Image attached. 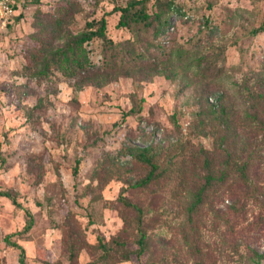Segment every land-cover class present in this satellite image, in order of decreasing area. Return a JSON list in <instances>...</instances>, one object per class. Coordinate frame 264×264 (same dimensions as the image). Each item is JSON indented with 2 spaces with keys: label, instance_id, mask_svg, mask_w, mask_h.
Here are the masks:
<instances>
[{
  "label": "rangeland",
  "instance_id": "1",
  "mask_svg": "<svg viewBox=\"0 0 264 264\" xmlns=\"http://www.w3.org/2000/svg\"><path fill=\"white\" fill-rule=\"evenodd\" d=\"M59 1L26 0L0 32V190L19 201L0 194V264H20L6 235L27 264H264V0H174L155 62L82 87L26 68L35 21ZM78 1L74 32L129 0ZM118 19L108 34L122 41ZM88 46L100 64L103 40Z\"/></svg>",
  "mask_w": 264,
  "mask_h": 264
},
{
  "label": "trees",
  "instance_id": "2",
  "mask_svg": "<svg viewBox=\"0 0 264 264\" xmlns=\"http://www.w3.org/2000/svg\"><path fill=\"white\" fill-rule=\"evenodd\" d=\"M25 2L26 0H23L19 12L9 24L22 15ZM80 8L81 4L78 0H60L52 10L51 17L53 19L50 18L51 23H47L43 19H36L37 30L31 34L33 44L26 53L27 71H30L33 65L43 63L37 71L38 73L48 74L50 67H55L60 72L75 77L77 86L82 87L84 83L96 76V71L99 69L112 71L125 67L135 68L145 58L155 62L160 57V53L165 51V44L161 35L169 26L171 18L178 11L174 0H129L126 4H115L112 9L104 11L100 18L88 20L85 28L74 32L70 29L69 23H71ZM36 11H38L36 12L38 15L39 11L44 13V10L40 7ZM114 12L119 13L117 26L127 27L133 33L122 41H115L108 34L109 16ZM262 29H264V25L256 27L254 33H258ZM94 37H100L103 40V59L100 64L94 63L90 55L88 44ZM57 40H61V43L57 44ZM165 69L168 70V67H165ZM137 110H142L141 104H139ZM133 111L134 107L124 111V118ZM139 154L140 158L151 163L153 168L156 167L145 149H141ZM0 158L1 163H5L6 158L1 152ZM78 168L79 160L74 168L75 174L78 172ZM151 179L152 174H149L136 182L135 186L144 184ZM0 194L8 195L13 198L14 202L19 203L8 190H0ZM197 197L198 200H201L202 194ZM125 203L139 212V226L141 228L144 212L142 206L130 200H125ZM26 211L29 219L24 226V230H28L34 225V216L31 210L27 209ZM140 231L139 254L144 252L147 239V233L144 230ZM5 239L10 244L20 248L19 262L20 264H27L24 246L11 239L10 235H6ZM47 264L61 263L48 260Z\"/></svg>",
  "mask_w": 264,
  "mask_h": 264
},
{
  "label": "built area",
  "instance_id": "3",
  "mask_svg": "<svg viewBox=\"0 0 264 264\" xmlns=\"http://www.w3.org/2000/svg\"><path fill=\"white\" fill-rule=\"evenodd\" d=\"M23 0H0V32L6 29L19 12Z\"/></svg>",
  "mask_w": 264,
  "mask_h": 264
}]
</instances>
